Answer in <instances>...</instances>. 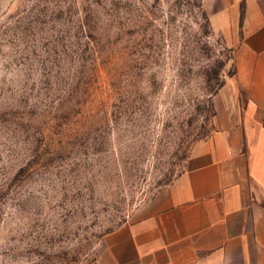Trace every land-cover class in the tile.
Here are the masks:
<instances>
[{"label":"rangeland","instance_id":"374dc122","mask_svg":"<svg viewBox=\"0 0 264 264\" xmlns=\"http://www.w3.org/2000/svg\"><path fill=\"white\" fill-rule=\"evenodd\" d=\"M205 0H0V264H90L187 168L233 74Z\"/></svg>","mask_w":264,"mask_h":264},{"label":"crops","instance_id":"0c3cea01","mask_svg":"<svg viewBox=\"0 0 264 264\" xmlns=\"http://www.w3.org/2000/svg\"><path fill=\"white\" fill-rule=\"evenodd\" d=\"M204 7L233 65L211 100L214 129L90 264H264V0Z\"/></svg>","mask_w":264,"mask_h":264}]
</instances>
